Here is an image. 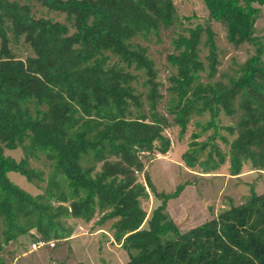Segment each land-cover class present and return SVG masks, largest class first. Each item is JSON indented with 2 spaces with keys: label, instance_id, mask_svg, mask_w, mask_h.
<instances>
[{
  "label": "trees",
  "instance_id": "16d2710c",
  "mask_svg": "<svg viewBox=\"0 0 264 264\" xmlns=\"http://www.w3.org/2000/svg\"><path fill=\"white\" fill-rule=\"evenodd\" d=\"M202 1L208 22L182 28L189 19L178 16L172 0H0V264H8L4 249L18 239H68V220L88 223L97 213L99 225L114 220L113 241L126 252L125 264H264V193L251 190L239 205L182 233L167 203L185 186L157 192L141 160L168 152V126L182 134L192 117L207 114L206 123L195 122L200 131L182 156L185 166L208 174L227 156L230 176L244 165L264 173V45L255 29V5L264 7V0ZM33 2L65 22L35 18ZM210 23L224 27L233 47L255 48L226 82L214 81L219 62ZM166 32L173 34L172 51L168 75L159 80L142 42L161 44ZM17 45L30 52L25 60ZM163 81L172 123L157 109ZM221 114L234 124L220 126ZM209 130L206 142H196ZM216 138L229 146L226 154L210 145ZM17 149L22 160L5 155ZM40 155L51 174L44 192L32 196L8 174L37 185L44 173L29 159ZM149 193L160 204L147 220L141 202Z\"/></svg>",
  "mask_w": 264,
  "mask_h": 264
},
{
  "label": "rangeland",
  "instance_id": "374dc122",
  "mask_svg": "<svg viewBox=\"0 0 264 264\" xmlns=\"http://www.w3.org/2000/svg\"><path fill=\"white\" fill-rule=\"evenodd\" d=\"M172 1L178 16L182 19H189L188 21L183 20L182 28H192L197 24L208 22V12L202 0ZM255 7L260 8V16L255 24L256 36L262 40L264 45V7L258 5H255ZM31 11L35 18H46L60 23L65 22L64 15L48 12L34 2L31 5ZM210 26L215 33V43L218 48L219 64L214 81L222 80V82H226L227 76L232 75L238 65L243 64L255 53V48L250 45L235 48L227 42L226 31L223 26L215 23H210ZM172 36V32L162 34V42L158 45H149L142 42L144 45L149 46V54L159 70V80H164L168 75L165 57L172 51L170 45ZM14 52L23 60L30 54L22 45L15 46ZM205 55L206 51L203 50L201 53L202 59ZM140 82L135 85L142 92L145 89L141 87ZM164 84L161 90L163 99L157 109L172 123V117L167 115L165 110L168 101L165 91L167 82H164ZM197 121L202 124L206 123L208 115L192 117L182 134L177 125L168 126L163 132V135L170 142L168 152L165 155L156 152L146 153V157L141 159L145 173L149 175L157 192L169 194L173 193L180 185L185 186L175 199H171L167 203V210L182 233L204 223L217 214L219 210L229 207L230 204L239 205L249 196L251 190H254L257 194L264 193V173L252 170L250 165H244L239 176H230L227 156L224 164L214 171H209L208 174H202L203 170L198 165L192 169L185 166L182 156L189 149V144L193 142L192 134L200 131V128L195 125ZM219 124L226 127L234 124V119L221 114ZM211 133V130L207 131L196 142L199 144L206 142ZM220 134L229 141L233 139V136H229L225 130H221ZM213 144L224 154L229 149V146L219 138L210 142V145ZM209 149L210 147H207L199 155L200 161L206 159ZM4 152L6 156H10L16 161L22 160L25 155L20 149L5 150ZM212 157L215 162L218 161L216 154H213ZM29 164L31 168L43 171L42 182L37 185L30 184L23 176L16 173H9L8 177L21 189L32 196H37L42 194L47 187L51 167L42 155L39 156L38 160L30 158ZM137 178L139 182L144 183L143 174H138ZM159 204L160 202L151 193H149L148 199L142 200L141 205L148 215L147 220L150 218L152 210ZM101 217L102 214L97 213L88 223L68 220L67 223L74 226L71 238L57 242L53 241L52 243L46 242V245L36 246L35 249L32 248V245L36 242H33L28 236L22 237L4 249L3 258L8 264H125L128 261L126 252L120 248V244L113 241L112 225L114 220L99 225L98 222ZM144 226H146V223H144ZM52 244L55 246H52ZM30 251L33 252L31 255L19 259V261L17 260V255Z\"/></svg>",
  "mask_w": 264,
  "mask_h": 264
},
{
  "label": "crops",
  "instance_id": "0c3cea01",
  "mask_svg": "<svg viewBox=\"0 0 264 264\" xmlns=\"http://www.w3.org/2000/svg\"><path fill=\"white\" fill-rule=\"evenodd\" d=\"M213 217H210L207 221H209V220H211ZM207 221H205V222H207ZM204 222V223H205ZM176 224V223H175ZM203 224V223H202ZM177 225V224H176ZM199 225H201V224H199ZM199 225H197V226H199ZM197 226H195V227H197ZM195 227H193V228H195ZM190 229H192V228H190ZM190 229H188V230H190ZM188 230H186L185 232H187ZM31 253H33L32 251H30V252H28V253H23V254H21V255H17V260L19 261V259H24V258H26V257H28L29 255H31Z\"/></svg>",
  "mask_w": 264,
  "mask_h": 264
},
{
  "label": "built area",
  "instance_id": "2783aa9c",
  "mask_svg": "<svg viewBox=\"0 0 264 264\" xmlns=\"http://www.w3.org/2000/svg\"><path fill=\"white\" fill-rule=\"evenodd\" d=\"M43 245H44V243L38 242V243H36V244H33V245H32V248L35 249L36 246L41 247V246H43ZM52 246H53V244H52Z\"/></svg>",
  "mask_w": 264,
  "mask_h": 264
}]
</instances>
